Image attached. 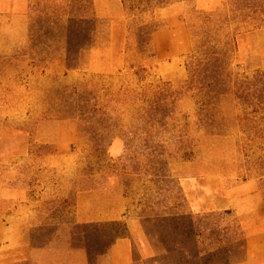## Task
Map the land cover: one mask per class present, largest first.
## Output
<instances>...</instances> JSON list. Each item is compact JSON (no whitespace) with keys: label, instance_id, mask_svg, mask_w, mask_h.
<instances>
[{"label":"rangeland","instance_id":"374dc122","mask_svg":"<svg viewBox=\"0 0 264 264\" xmlns=\"http://www.w3.org/2000/svg\"><path fill=\"white\" fill-rule=\"evenodd\" d=\"M90 1L103 23L94 45L74 54L77 67L67 69L63 27L70 0H0L5 225L31 213L32 219L18 223L34 247L68 225L73 244L89 245L95 263L124 227L74 225L75 196L94 194L93 205L81 201L86 218L113 207L117 197L144 232V246H133L134 264H177L178 256L162 259L158 242L164 234L142 224L145 217L168 212L199 218L196 242L204 249L223 238L210 230L223 234L236 227L245 241L240 264H264V113L241 104L234 89L200 109L204 100L189 88L186 67L199 41L195 35L212 15L217 25L210 31L220 46L228 44L227 71L247 80L264 72V0H177L141 15H126L121 0ZM48 6L63 9L52 15ZM141 26L155 30L142 44L136 37ZM163 86L174 94L175 112L168 120L172 133L153 137L172 155L161 181L153 180L145 162V137L133 132L140 103L125 93ZM84 111L97 114L83 118Z\"/></svg>","mask_w":264,"mask_h":264},{"label":"trees","instance_id":"16d2710c","mask_svg":"<svg viewBox=\"0 0 264 264\" xmlns=\"http://www.w3.org/2000/svg\"><path fill=\"white\" fill-rule=\"evenodd\" d=\"M176 1L121 0V4L126 15H141L158 8H165ZM75 5H78L77 9L74 8ZM65 8L69 11L63 27L66 50L65 63L67 69H74L77 67V64L73 63L76 57H74V54L79 55L94 45L99 27L103 21L95 17L90 0H70V4ZM48 9H52V15H56L62 11L63 7L48 6ZM76 11L88 12L90 16L87 17L83 14L77 16ZM46 17L47 15L43 18ZM55 21L56 19L53 18L51 24H56ZM214 24L217 25V22L213 20L212 15L205 16L202 24L203 30L195 35L199 38V41L192 49L186 65L189 75V88L195 90L197 96L204 100L200 109H203L204 105L214 99L219 92V94H223L226 90L234 89L233 93L241 104L252 108L253 113H257L258 110L264 113V72L256 73L249 80L247 78L240 79L239 76H233L228 72L224 60L228 51V44L224 43L220 46L221 42L216 37L214 38V33L210 31V25ZM154 32L155 30L149 26H141L137 29L136 37L142 44ZM140 51L146 53L145 49ZM136 76L139 75L136 74ZM125 94L126 97H129L130 94L133 103H140V106L134 109L136 124L133 127V132L145 137L142 149L147 155L145 162L148 170L154 172L152 174L153 180L162 181L165 178L162 173L169 166L172 155L168 154L167 147L163 142L155 144L153 137L160 138L172 133L168 120L172 119L175 112L174 94L164 86L156 90L144 88L140 94H133L130 91ZM96 114L97 112L84 111L82 115L84 118L89 115L93 117ZM124 145L127 146L125 140ZM210 217L211 215L204 218L209 219ZM198 219L191 213L168 212L145 217L142 224L144 227L151 225L154 233L164 234L165 240L158 242L165 252L162 256L163 260L175 255L178 256L177 264H240L245 252V241L240 238L241 234L237 228L228 227L223 230V234H220L217 229L210 230L211 236L217 235L223 238L219 241L216 238L218 243L215 246H207L204 249L200 248L196 242V228L199 227ZM111 225L124 227V232H116L106 249L97 254L98 257L105 254L117 239L126 236L124 223L114 222ZM81 227L85 229L88 225ZM230 235L233 236L232 239ZM146 236L149 239L148 233H146ZM82 247L87 250L90 259L91 248L89 245H82Z\"/></svg>","mask_w":264,"mask_h":264},{"label":"crops","instance_id":"0c3cea01","mask_svg":"<svg viewBox=\"0 0 264 264\" xmlns=\"http://www.w3.org/2000/svg\"><path fill=\"white\" fill-rule=\"evenodd\" d=\"M93 196L94 194H76L74 225L122 222L126 226V236L117 239L95 263L90 262L84 247L73 244L68 225L55 228L52 237L42 246H32L28 231L18 223L32 219V214L29 213L25 218H16L18 220H13L14 224L8 226L0 214V264H134V243L144 246V232L140 221L128 217L122 198L117 197L113 207L93 210L86 218L81 201H86L87 198V203L93 205Z\"/></svg>","mask_w":264,"mask_h":264}]
</instances>
